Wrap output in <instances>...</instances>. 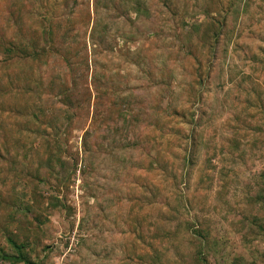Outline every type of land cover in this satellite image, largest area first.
I'll return each instance as SVG.
<instances>
[{"label": "rangeland", "instance_id": "rangeland-1", "mask_svg": "<svg viewBox=\"0 0 264 264\" xmlns=\"http://www.w3.org/2000/svg\"><path fill=\"white\" fill-rule=\"evenodd\" d=\"M264 264V0H0V264Z\"/></svg>", "mask_w": 264, "mask_h": 264}, {"label": "trees", "instance_id": "trees-1", "mask_svg": "<svg viewBox=\"0 0 264 264\" xmlns=\"http://www.w3.org/2000/svg\"><path fill=\"white\" fill-rule=\"evenodd\" d=\"M14 246L16 248V250L18 251V254H19V260L25 264H32L30 263L29 261H26V259L23 257V252H22V247H19L17 246L15 243H14Z\"/></svg>", "mask_w": 264, "mask_h": 264}]
</instances>
